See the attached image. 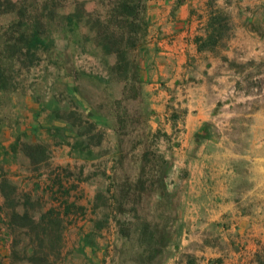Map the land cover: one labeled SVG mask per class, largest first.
Segmentation results:
<instances>
[{
  "label": "rangeland",
  "instance_id": "374dc122",
  "mask_svg": "<svg viewBox=\"0 0 264 264\" xmlns=\"http://www.w3.org/2000/svg\"><path fill=\"white\" fill-rule=\"evenodd\" d=\"M223 13L225 39L242 24L264 34V10L241 24ZM17 19L0 9V264H264V199L252 195L264 187V46L221 58L224 39L214 72H235L233 90L162 104L112 81L113 58L71 34L34 57L11 40ZM231 198L238 207L211 221ZM144 220L159 224L151 248Z\"/></svg>",
  "mask_w": 264,
  "mask_h": 264
},
{
  "label": "trees",
  "instance_id": "16d2710c",
  "mask_svg": "<svg viewBox=\"0 0 264 264\" xmlns=\"http://www.w3.org/2000/svg\"><path fill=\"white\" fill-rule=\"evenodd\" d=\"M89 4L93 9H89ZM4 5L0 0L1 10L15 12L18 17L16 31L11 38L16 45L28 44L22 49L29 53L30 48H36L33 56L38 57L37 52L49 44L51 36L56 41L69 38L71 34L69 39H77L82 46L93 47L96 52L89 50V53L94 57H112L113 62L107 67L112 81L127 82L135 97L140 96L144 82L140 58L148 28L147 0H5ZM226 30L227 17L217 9L209 20L207 37L196 39L198 50L213 52L223 43ZM23 56H27L24 51ZM7 80L0 73L1 87L6 86ZM122 103L121 100L116 101L119 107ZM154 158L160 165L167 164L161 156L155 155ZM14 215L21 216L17 212ZM24 215L27 216L26 213ZM142 225V236L149 240L151 248L156 245L159 224L144 220Z\"/></svg>",
  "mask_w": 264,
  "mask_h": 264
},
{
  "label": "crops",
  "instance_id": "0c3cea01",
  "mask_svg": "<svg viewBox=\"0 0 264 264\" xmlns=\"http://www.w3.org/2000/svg\"><path fill=\"white\" fill-rule=\"evenodd\" d=\"M217 9L233 16L240 24L249 23L250 19L263 12L264 0H147L148 28L140 61L143 67V86L146 92H153L155 101L165 104V97L203 95L210 93L211 87L215 89L213 93L218 95H226L233 90V80L239 79L237 74L231 69H225L221 75H216L214 68L220 62V57L211 51H199L196 41L197 37H207L209 20ZM240 33L237 43L232 38L224 40L227 51L222 52L221 58L230 55L229 50L233 46H246L247 43L260 48L264 46V34H258L245 24L241 25ZM209 80L217 81L218 85ZM221 86L222 90L219 88ZM186 102L191 110L195 108L193 100L187 99ZM196 116L199 121L197 125L201 126L206 118L203 120L201 113ZM187 119L192 123L195 117L188 114ZM192 131L190 127L188 134ZM252 195L263 200L264 187H253ZM217 207L218 215L211 218V221L236 209L238 203L231 198ZM238 215L239 219H243L242 222L253 221L255 216L234 212L236 219Z\"/></svg>",
  "mask_w": 264,
  "mask_h": 264
}]
</instances>
